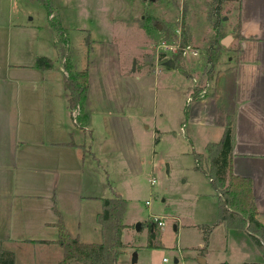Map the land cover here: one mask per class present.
Masks as SVG:
<instances>
[{
  "label": "rangeland",
  "instance_id": "374dc122",
  "mask_svg": "<svg viewBox=\"0 0 264 264\" xmlns=\"http://www.w3.org/2000/svg\"><path fill=\"white\" fill-rule=\"evenodd\" d=\"M49 1L53 10L48 14L50 45L45 54L54 67L61 66L62 75L71 76L90 64L94 105L107 100L112 107L125 109L128 103L127 126L119 121L103 127L99 114L94 115L95 145L103 147L105 137L110 139L101 160L108 173L104 191L108 197L118 193L127 201L117 263L131 264L133 254L135 264H162L163 257L167 264H202L201 259L204 264H218L223 258L238 264L259 261L261 254L243 232L246 228L228 232L218 221L219 195L211 179L194 168L195 154L205 152L202 142L216 138V133L209 129L199 133L194 151L184 134L174 137L172 133L185 116L193 88L208 81L205 50L216 34L213 21L217 16L211 0ZM236 1L224 0L218 12L220 30L230 36L238 21ZM87 33L94 40L89 56ZM236 46L232 39L228 47ZM234 56L222 49L214 69L226 68L228 57ZM154 126L164 131L156 146ZM131 132L134 143L127 139ZM135 146L139 158L122 149ZM203 167L207 168L205 162ZM7 198L1 203L4 211L9 210ZM65 210L66 227L75 234L77 216L73 209ZM154 217L164 225L157 226ZM8 248L4 249L13 253L14 264H33L43 250L35 244ZM50 249L46 261L56 264L62 250Z\"/></svg>",
  "mask_w": 264,
  "mask_h": 264
},
{
  "label": "crops",
  "instance_id": "0c3cea01",
  "mask_svg": "<svg viewBox=\"0 0 264 264\" xmlns=\"http://www.w3.org/2000/svg\"><path fill=\"white\" fill-rule=\"evenodd\" d=\"M236 2L243 39L232 37L237 46L231 49L240 51L228 57L230 65L220 71L214 94L189 103L172 133L184 134L194 151L198 134L209 129L216 138L204 140L205 149L220 140L226 117L232 116V169L251 180L256 219L264 225V0ZM49 20L36 0H0V240L6 249L42 245V256L33 264H48L50 248L59 253L57 244L40 242L57 238L53 198L64 222L66 208L77 216L73 237L83 243L100 242L96 215L102 209L101 199L109 198L104 191L108 173L101 160L110 139L105 137L103 147L95 145L94 115L99 114L103 127L119 121L127 126L130 117L128 103L125 109L112 107L107 100L94 105L90 64L86 98L73 110L68 108L61 66L47 70L35 66L38 57L50 58L45 54L50 45ZM93 47L92 42V52ZM235 57L237 63L232 62ZM162 131L154 126L155 146ZM127 139L134 143L132 132ZM122 149L139 158L136 146ZM7 196L9 210L4 211L1 203ZM223 263L238 264L225 258L218 261ZM249 263L264 259L261 255L259 261Z\"/></svg>",
  "mask_w": 264,
  "mask_h": 264
},
{
  "label": "trees",
  "instance_id": "16d2710c",
  "mask_svg": "<svg viewBox=\"0 0 264 264\" xmlns=\"http://www.w3.org/2000/svg\"><path fill=\"white\" fill-rule=\"evenodd\" d=\"M49 15L52 14V5L49 0H38ZM213 15H217L213 21L216 30L215 36L211 39L206 51V63L209 66L206 76L211 82L208 95L215 92V84L220 71L214 69L215 61L219 58L220 51L225 49L229 52L240 51L224 47L221 39L226 33L220 30L218 12L221 10L224 0H211ZM233 39L242 40L240 34V23L237 21L232 29ZM88 32V31H87ZM186 39L182 41L183 47ZM92 40L89 33L85 39L87 55L91 51ZM180 55V54H179ZM232 62L237 63L236 57ZM35 66L41 70L54 68V61L48 57H38ZM63 86L66 91L68 108L73 110L81 104L87 95L88 90V65L76 71L71 76H63ZM199 87H194L192 97L197 100ZM187 114V106L185 107ZM156 142V141H154ZM73 144L70 142L68 145ZM233 158V117L227 116L222 136L218 142L208 143L205 152L195 154V169L201 170L210 180L213 189L218 193L217 219L225 230L246 228L249 236L257 245L260 254L264 259V225L257 219L258 211L255 206V199L252 192V182L249 178L234 174L232 169ZM204 162L207 168L203 167ZM102 209L96 215V222L100 226V242L83 243L78 237H73L68 231L63 217L56 207L55 198L52 202V210L57 220L52 225L57 229V238L54 241H40L42 243H55L62 250V258L56 264H118L117 257L122 243V231L125 227L123 218L126 211L127 201L118 193L109 198L101 199ZM15 257L12 252L2 247L0 240V264H14ZM228 264V263H223ZM241 264H264L249 263Z\"/></svg>",
  "mask_w": 264,
  "mask_h": 264
},
{
  "label": "built area",
  "instance_id": "2783aa9c",
  "mask_svg": "<svg viewBox=\"0 0 264 264\" xmlns=\"http://www.w3.org/2000/svg\"><path fill=\"white\" fill-rule=\"evenodd\" d=\"M164 45H165V43H164ZM173 49L174 48H171V50H173ZM184 51H185V49H184ZM193 54L196 55L197 53H193ZM208 81H206L202 87H199L200 90H198V92L196 94L198 99L206 97V95L208 94L209 88H210V83ZM195 87H198V86H195ZM192 101H195V100L193 99L192 94H190L187 98V105H189V103H191ZM77 115L78 114L73 113V117H77ZM153 182H154V180H151V184H153ZM154 222H156L157 226H163L164 225L163 221H161L160 218H158V217H154ZM167 262H168V259L166 257H163L162 258V264H167Z\"/></svg>",
  "mask_w": 264,
  "mask_h": 264
},
{
  "label": "water",
  "instance_id": "95a60500",
  "mask_svg": "<svg viewBox=\"0 0 264 264\" xmlns=\"http://www.w3.org/2000/svg\"><path fill=\"white\" fill-rule=\"evenodd\" d=\"M150 1H153V0H150ZM232 40V37L230 35H226L225 37H223L221 39V44L224 46V47H228L229 44H230V41ZM173 64L172 62H170V67H173ZM133 70H134V67H133ZM139 224H137V229L139 228ZM136 263V258H135V254H133L132 258H131V264H135ZM201 263L204 264V260L201 259Z\"/></svg>",
  "mask_w": 264,
  "mask_h": 264
},
{
  "label": "flooded vegetation",
  "instance_id": "af4514ba",
  "mask_svg": "<svg viewBox=\"0 0 264 264\" xmlns=\"http://www.w3.org/2000/svg\"><path fill=\"white\" fill-rule=\"evenodd\" d=\"M153 228V224H149V229H152Z\"/></svg>",
  "mask_w": 264,
  "mask_h": 264
}]
</instances>
